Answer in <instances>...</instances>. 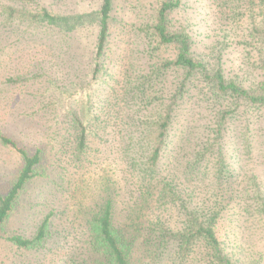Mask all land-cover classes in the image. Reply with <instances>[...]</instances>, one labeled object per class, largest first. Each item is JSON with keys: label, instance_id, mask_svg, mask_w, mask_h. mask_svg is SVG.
Here are the masks:
<instances>
[{"label": "rangeland", "instance_id": "rangeland-1", "mask_svg": "<svg viewBox=\"0 0 264 264\" xmlns=\"http://www.w3.org/2000/svg\"><path fill=\"white\" fill-rule=\"evenodd\" d=\"M102 1L0 0V10L4 5L28 11L45 6L54 16L28 25H0V131L28 146L45 145L54 153L49 175L30 184L22 194L8 227L10 232L32 236L50 214L49 239L35 251L18 250L0 240V264H101L87 246L86 215L97 208L104 195L118 189L117 213L124 210L122 214L126 215L130 201L137 196L147 198L149 205L142 204L141 209L138 204L134 206L147 234L152 226L157 227L145 220L149 208L157 202L160 208H167L163 214L167 220L177 218V212L169 209L172 205L173 209L184 205L204 215L219 211V234L227 253L240 264H256V260L264 264V220L256 217L252 194L246 190L252 180L264 187V133L259 139L256 133L250 135L252 152L248 154L245 146L240 147L244 140L240 126L236 122L228 124L223 138L227 147L222 175L235 182L231 181L227 189L216 182L215 172L223 159L218 149L209 151L205 159L192 152L179 156L182 164L161 167L159 175H169L178 186L177 206L170 197L159 205L163 199L136 179L132 181L131 168L116 157L117 134L127 125L150 117V112L155 117L165 101L162 96L175 89L181 79L179 73L160 68L174 52L149 43L140 30L151 19L158 0L114 1L105 70L93 94V109L99 119L92 124L97 133L91 135L83 153L77 151V132L71 118L57 122L46 107L57 94L56 86L69 90L87 82ZM173 18L176 25L189 27L197 51L207 55L223 51L230 77L256 79L261 53L246 33V17L231 1L184 0ZM200 90L189 91L179 107L182 118L188 120L186 124L195 116L191 122L198 128L194 145L203 151L215 142L210 134L212 125H206V120L211 121L210 113L224 103L209 93V100L200 103L194 95L204 96ZM190 107L194 115L188 117ZM196 112L201 113L196 116ZM20 164V157L0 143V183L10 180Z\"/></svg>", "mask_w": 264, "mask_h": 264}, {"label": "trees", "instance_id": "trees-1", "mask_svg": "<svg viewBox=\"0 0 264 264\" xmlns=\"http://www.w3.org/2000/svg\"><path fill=\"white\" fill-rule=\"evenodd\" d=\"M114 1L103 0L98 10L97 42L87 82L69 90L56 86L57 94L46 106L57 122H61L63 117L71 118L77 132L79 154L88 147L91 135L97 133L92 124L99 119L93 109V94L105 70L104 58L111 36ZM229 1L235 9H239V14L246 17V33L261 53V63L256 65V79L230 77L225 68L223 51L207 55L195 49L189 27L173 22V16L182 7L184 0H158L151 19L140 29L149 43L174 52V56L165 60L160 68L165 72L179 73L181 79L175 89L162 96L165 101L158 107L155 117H151L153 114L150 112L148 118L132 125L125 124L126 128L114 139L119 146L115 154L131 168V179H136L146 190H152L153 195L163 199V204L159 205L167 203L164 199L170 197L171 203L177 206V200L180 199L175 181L169 175H159L161 167L170 166L174 162L182 164L179 156L190 155L192 152L205 159L211 154L209 151L218 149L223 159L215 172L216 182L220 188L224 185L227 189L235 182L222 175L227 147L223 138L228 124L236 122L240 126V132L244 135L240 147L245 146L248 154L252 152L250 135L256 133L259 139L258 136L264 133V0ZM0 17L2 26L28 25L54 19L45 6L36 11H28L4 5ZM10 81L16 82L14 78ZM197 88H201L200 92L205 94H194L200 103L209 100L207 93L224 103L222 108L210 113L211 121L206 120V125H212L210 134L215 142L203 151L197 150L194 145L197 127H193L191 122L195 116L186 124L188 120L182 118V107H179L189 91ZM190 113L192 115L193 107H190L188 117ZM200 113L195 114L198 116ZM111 123L109 121L108 124L111 126ZM176 125L179 126L176 128ZM0 143L21 159L15 175L7 182L0 183V240L9 242L18 250H40L50 236V214L42 220L32 236L10 232L9 220L30 184L49 175L48 167L54 153L42 144L28 146L3 131H0ZM201 158L198 156L199 160ZM252 181L250 189L246 187V190L252 194L256 217L264 220V187L256 185V180ZM116 195H120L119 189L116 193L104 195L97 208L91 209L86 215L87 246L101 264H240L227 253L220 238L219 211L204 215L184 205L175 209L172 205L173 208L169 209L177 212V218L167 220L163 215L167 208H160L157 202L145 216L148 223L157 227L152 226L151 232L147 234L142 231L143 221L140 222L139 209L135 208L137 204L140 209L142 204L149 205L145 195L130 201L131 207H127L126 215L122 214L124 210L116 212ZM256 264H259L257 260Z\"/></svg>", "mask_w": 264, "mask_h": 264}]
</instances>
